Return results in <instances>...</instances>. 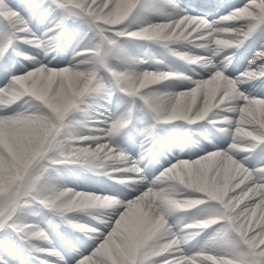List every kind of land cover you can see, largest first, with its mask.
Returning a JSON list of instances; mask_svg holds the SVG:
<instances>
[{
	"label": "snow or ice",
	"instance_id": "snow-or-ice-1",
	"mask_svg": "<svg viewBox=\"0 0 264 264\" xmlns=\"http://www.w3.org/2000/svg\"><path fill=\"white\" fill-rule=\"evenodd\" d=\"M213 7L0 0V264H264V89L243 87L264 84V0ZM62 37L74 44L67 62L48 58ZM241 49L251 55L242 71L230 67ZM206 118L226 147L206 138L146 172L159 128ZM67 168L129 192L69 187ZM46 217L82 232L80 246L42 226Z\"/></svg>",
	"mask_w": 264,
	"mask_h": 264
},
{
	"label": "bare ground",
	"instance_id": "bare-ground-1",
	"mask_svg": "<svg viewBox=\"0 0 264 264\" xmlns=\"http://www.w3.org/2000/svg\"><path fill=\"white\" fill-rule=\"evenodd\" d=\"M237 0H224L223 1V6L224 5H228V4H234L236 3ZM224 8V7H223ZM213 13V15H215V9H213L211 11ZM50 19V18H49ZM37 23L41 26H45L48 24L47 20H44L42 17L38 19ZM42 30V29H41ZM71 37H66L65 41L61 38L59 46L55 48L54 51H50L48 52V58L51 57H56V60H62L63 62H67L68 59H70L73 55V47L74 44L70 42ZM136 43H141V42H136ZM23 50L28 51V54H32V56L34 57H39L40 59H44V50L40 49V48H31L30 46H26L23 45L22 46ZM135 50V49H134ZM151 49H139V54L142 55H148L151 53ZM241 51V56L243 58L241 59H237V55L238 53ZM239 52H237L236 57L233 58V62L232 65H230V67H233L235 65H241V66H246V59L245 57H247V59H251V55L248 54L246 55V53L244 52L243 49H241ZM228 54L226 53H221L220 54V58L222 59L224 55ZM56 61L53 60V63H55ZM27 61H23L22 60V64H26ZM19 65V66H22ZM181 71L185 70L183 67L180 68ZM199 70V69H198ZM241 71L243 70L242 68L240 69ZM256 86V88L254 89L256 93L261 92L262 89H264V84H261L260 81H253L249 84L244 85L243 87L245 89L248 90H253V86ZM259 89V90H257ZM207 119V118H206ZM205 121H201V122H196L190 125L193 126H197V125H201L204 124ZM188 124L187 122H180V126L181 125H186ZM180 126L178 127H173L172 125H166L162 128H159L157 131L159 132V135L164 134L165 132L172 134H175V136L177 137V143L173 142L172 145L175 147H181L182 143L187 141V137H185L183 140V131L181 130ZM209 139H212L214 141V143H218L220 144L221 147H226L228 145V143L230 142L229 138L227 136H225L223 133L217 132H211L207 134ZM175 137V138H176ZM176 141V140H175ZM139 142H140V138L139 136H137L136 139V144L134 147H130L129 150L133 153V155H139L140 152V148H139ZM207 143V139H202L199 141L198 145H194V144H190L188 143L187 148L185 149V151H183V153H187L189 149L193 150V151H199L201 149L202 146H204ZM127 146V145H126ZM257 152L261 151V149H257ZM175 152L179 153V151L176 149ZM154 153V152H153ZM155 155H157L156 153H154ZM150 155L145 159L148 161L150 160ZM241 155H248V153H242ZM158 157V156H157ZM168 157V156H167ZM167 157L165 159L162 158H158L160 163H163L164 160L167 159ZM251 159V157H250ZM147 163V168L145 169L146 172H150V170L153 168L154 164H151V162H144ZM63 175H65L66 177V182L68 184L69 187H78L82 190L85 191H108L110 189H112V184H114V181L112 182V179L109 178V176L106 175H102V174H89L86 173L84 171H82L81 168H67L63 171L62 173ZM154 172H150V175H154ZM119 189L125 193V196H122L121 198H126L127 193L129 192L128 188H121L119 187ZM91 211L93 214H99L101 212L106 211L105 209H91L89 210ZM77 219L79 220L80 223H89L90 221H92V216L88 215L87 212H80L77 214ZM186 216L183 214H176L172 217V222L176 225H182L186 222ZM42 226H45L46 228H48L49 230L53 231L54 233L57 232V230H59L66 238L67 240L71 241L72 244L77 245V247H79V240L80 238L83 237V233L79 232L76 229H68L66 227V224L64 222V220L61 217H46L43 219V223ZM59 232V233H60ZM53 243L57 246V247H61V250H63V248H67L69 247L67 244H65V241L63 239H60L59 236H54V240ZM33 264H35V262H33Z\"/></svg>",
	"mask_w": 264,
	"mask_h": 264
},
{
	"label": "rangeland",
	"instance_id": "rangeland-1",
	"mask_svg": "<svg viewBox=\"0 0 264 264\" xmlns=\"http://www.w3.org/2000/svg\"><path fill=\"white\" fill-rule=\"evenodd\" d=\"M216 1H218L219 3L220 2H222L223 0H216ZM221 5V4H220ZM213 9V8H212ZM212 9H211V11H212ZM216 11H215V13L217 14V13H219V14H223V12L225 11V8L224 9H222V10H219V7H217V8H214ZM42 30H43V26H42V28H41ZM25 51V50H24ZM26 52H28V51H26ZM29 55H33V54H29ZM246 55H248L247 53H246ZM243 67V66H242ZM208 122V121H207ZM209 123V122H208ZM210 124V123H209ZM210 126L212 127V128H214L213 127V125L212 124H210ZM196 131L198 132V130L196 129ZM168 137V138H167ZM159 139H162V142H160L163 146H165V144H166V141H168V142H172L173 141V137L171 138V136H162V137H159ZM196 141H197V138H194ZM44 219V218H43Z\"/></svg>",
	"mask_w": 264,
	"mask_h": 264
}]
</instances>
